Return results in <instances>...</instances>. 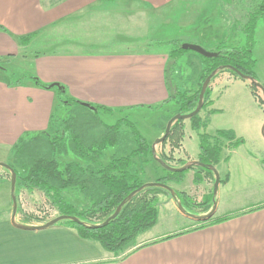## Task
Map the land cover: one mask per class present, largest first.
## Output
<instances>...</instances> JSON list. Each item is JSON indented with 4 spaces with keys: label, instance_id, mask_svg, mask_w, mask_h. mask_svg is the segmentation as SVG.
Returning a JSON list of instances; mask_svg holds the SVG:
<instances>
[{
    "label": "crops",
    "instance_id": "crops-1",
    "mask_svg": "<svg viewBox=\"0 0 264 264\" xmlns=\"http://www.w3.org/2000/svg\"><path fill=\"white\" fill-rule=\"evenodd\" d=\"M231 1L0 0V162H7L12 157L13 149L20 141L36 142V138L49 132L59 104L56 90L39 87L31 79L34 76L15 70L18 62L31 58L35 77L42 83L62 85L66 98L104 108L108 111L104 112L106 115L116 116L123 112L138 117L143 112L164 109L169 112V117L173 103L168 102L166 63L170 49L166 44L178 41L198 45L204 41L216 49L231 35H239L238 31L235 32V22L228 15ZM103 10L118 19L125 16L132 22V28L128 27L130 34L124 35L131 41L107 38L99 43L111 47L99 52L79 50L80 43L75 45L65 38L51 45L55 47L53 50L28 53L38 39L44 36L54 39L52 36L58 30L62 33L70 27H78L81 21ZM257 30L259 34L264 33L261 22ZM30 35L35 37L28 45H23L20 38ZM231 37L233 43L242 46L238 36ZM183 60L188 66L187 73L196 69L191 86L195 90L202 71L200 57L187 53L180 58ZM258 71L255 74L264 86V77ZM8 72L20 78L11 81ZM249 85L248 81L229 72H219L209 86L211 104L207 108L208 114L220 111L215 108L216 91L222 95L229 88L238 87L246 92ZM257 95L264 100L260 89ZM212 116L206 128L210 133L207 134L215 136L218 131H232L236 139H241L233 130L211 129ZM261 124L258 129L261 128V133L254 135L261 136L264 146V124ZM165 129L166 125L163 130L154 131L152 144L163 137ZM231 143L226 142L222 150L224 157L230 158L238 152L240 147L232 149ZM181 145L180 160L185 159L186 164L198 161L199 137L195 131L187 129ZM156 148L157 156L168 155L171 151L175 156L179 152L169 142ZM257 169L264 174V165ZM190 174L193 180L194 173ZM7 178L5 171L0 172L1 189L4 190V197L0 199V264H264L263 200L247 202L246 206L219 216L216 213L218 217L236 212L241 215L197 229L199 222L189 215L203 216L211 209L201 214L186 206L184 213L178 206L181 201L172 197L158 210V220L152 229L140 234L125 251L114 253L97 241L80 237L76 229L66 225L34 231L15 227L12 223L11 181ZM232 179L230 173L228 181L220 183L219 188L227 189ZM182 185H175V190L189 191L196 187L194 184L189 185L191 188ZM251 209L254 210L249 212Z\"/></svg>",
    "mask_w": 264,
    "mask_h": 264
},
{
    "label": "trees",
    "instance_id": "trees-1",
    "mask_svg": "<svg viewBox=\"0 0 264 264\" xmlns=\"http://www.w3.org/2000/svg\"><path fill=\"white\" fill-rule=\"evenodd\" d=\"M228 15L230 20L237 24L238 32L247 39V45L245 44L243 47H231L225 43H221L215 51H212L217 55L216 57L205 58L199 55L202 71L199 76L198 89L195 92L188 89L180 90L175 85H171L172 82L169 80L171 72L176 68L178 60L189 51L183 50L182 46L184 44L178 41H172L166 44L170 49L166 63V83L170 96L168 102L175 103L178 106V111L175 115H186L196 110L202 85L207 77L216 70H220L219 72H229L239 78V76L230 69L234 68L242 75L253 78L258 82L254 72L255 61L252 59V47L255 28L259 22H264V0H232L229 5ZM34 37L35 35L22 37L20 38V42L23 45H28ZM31 79L39 87L47 90H56L59 103L63 106L84 108L88 111H94L96 114L101 111L108 112L104 108L66 98V91L62 85H46L36 77H32ZM249 86L251 90H253L252 93L254 96L258 97L257 92L259 89L252 84ZM210 96L211 91L210 88H208L201 112L210 106ZM215 112L216 111L210 112L205 119H202L199 113L189 120L193 130L202 131V133L198 134L200 150L198 161L206 166H196L182 173H173L164 169L159 164L163 168L165 176L160 178L157 182L165 185H168L170 182L180 183L184 175L190 170L196 171L195 173L199 177L206 175L215 178V173L211 167L216 168L220 162V156L224 148L222 140L224 139L232 142V149H236L243 144L242 139H236L232 131H218L215 136H211L205 132L210 122V116ZM184 122L185 121L178 120L173 123L170 134L163 144L169 142L172 147L177 148L185 137ZM57 123H59L58 125L61 126V128L54 139H50L48 132L36 138V140H38L45 137L52 156L50 154L43 158H35L34 149L30 147L34 144V140L29 142L22 140L13 149L15 153L25 150V152H30L32 155L30 162L25 165L22 163V169L24 170L23 174H21L17 168L10 165L17 174L14 192L18 203L17 214L21 212L18 202V196H20L21 192L27 191L32 193L33 191H41L47 202L57 210L59 213L58 216H74L89 226L94 225L89 222L90 218L107 216V220L115 213L117 207L127 199L129 195L143 186L140 176L135 170V159H147L151 157L155 160L152 153L153 144L146 141L138 131H136L132 124H127L132 134L133 149L129 153L121 156L116 154L115 156H111L109 163L104 164L102 162L104 155L109 150L115 149L118 145L120 137L119 126L123 123L106 127V134L101 137V140L90 146H84L79 137L73 134V123L69 120L57 122L56 116L52 117L50 131L53 130V126H56ZM68 141L72 143L76 156L86 162V166L83 167L78 162H72L66 164L63 168L61 167L57 154L66 149ZM159 159L167 165L170 164L167 156L159 157ZM185 165L186 164L181 165V167L178 168H182ZM4 170L6 175L11 178L10 171L5 168ZM197 176L196 181L199 183L200 179L197 178ZM227 181L228 177L225 180H221L220 183H226ZM94 183L100 185L105 191L97 197H93L92 195L93 198H91L92 201L88 209L78 211L72 204L66 201L63 195L64 190L80 187L81 190L88 191L89 186ZM159 194L172 196L166 189L147 187L137 193L132 200L123 207L120 214L103 228L92 229L86 226H80L72 221H61L56 225H66L76 229L80 237L99 242L107 251L114 253L123 252L135 243L136 238L140 234L152 229L156 225L159 208L157 196ZM176 196L180 200L186 198L185 193L176 192ZM261 207L262 206L255 209ZM253 210L254 209H251L249 212ZM238 215H241V213H230L223 217L214 216L206 222H199L197 229L219 224Z\"/></svg>",
    "mask_w": 264,
    "mask_h": 264
},
{
    "label": "rangeland",
    "instance_id": "rangeland-1",
    "mask_svg": "<svg viewBox=\"0 0 264 264\" xmlns=\"http://www.w3.org/2000/svg\"><path fill=\"white\" fill-rule=\"evenodd\" d=\"M110 16L113 18H110ZM118 18L119 17L112 16L107 13V11L103 10L99 14L96 13L94 16L92 15L88 20L86 19L85 21H81L78 27L77 25L70 27L67 30H64V33H61L62 30H58L56 34L52 36L54 39H50L48 36H44L38 39L35 44L30 47L28 53L33 54L36 51L45 52L44 50H53L55 49V47H51V45H55V42H60L62 40H65V38H68L70 40L69 42H72L75 45L77 44V42L80 43L81 48H79V50H99V52L100 50L104 51L106 50V48L111 47H104L107 45L99 43L100 41H104L107 38H114V41L118 39V41L120 42L131 41L130 39L124 37V35L130 34V32L128 31V27L130 29L132 28V22L129 20L127 21L125 16L120 19ZM117 19L119 23L117 22ZM137 19L139 18L137 17L136 20ZM261 23L262 25H264L263 22ZM257 28L258 25L256 26L255 32L253 34L254 43L252 47V59L255 61L254 72L256 73L258 69L260 76L264 77V33L260 32L259 34ZM236 31L238 30L237 24L235 23V32ZM233 32L234 31H232L231 33ZM137 33H140V31L138 30ZM119 35L121 36L119 37ZM231 36H233V38L235 36L239 37L238 39L242 45L241 47H243L245 44L247 45V39L244 38L242 34L239 33V35ZM231 36L225 44L232 47L238 46L232 42L234 39H232ZM92 44L93 47H90V45ZM198 46L209 52H212V50L214 49V46H210L204 41L199 43ZM69 47L74 48L71 46ZM215 50L216 49H214V51ZM188 53H192L193 55L199 57V55L195 52L189 51ZM184 63V60H178L176 68L170 74L169 80L170 82H172V86L175 85L180 90L188 89L192 92H195L198 88L194 90L191 88V86L194 83V74L196 72V69L193 70L192 73H187L186 68H188V66ZM17 64L18 66L14 68L16 71L21 72L20 74H30V76H36L34 73V66L32 64L31 58L25 61L22 60ZM9 74L10 73L8 72V78L11 81H15L20 78ZM21 78L26 79L27 77ZM261 85L264 88L263 84ZM232 89V87L229 88L222 95L219 94L218 91L215 92V108L220 111L213 114L210 124L211 129L226 128L228 130H233L238 134V137H241L243 141V144L239 146L240 148L238 147V152H236L235 155H232L230 158L224 157L223 155L225 153L222 152L220 156V162L216 166L221 180H225L230 173L233 174V179L227 186V189L223 188L222 186L221 189H218L217 194L214 195L213 187L215 178L210 176L208 177L206 175L199 177L196 175V171L193 170L187 172L184 175L182 182L180 183L183 184L182 187L184 188L187 186L191 188V186L194 184L196 186L195 189L193 188V190L190 189L189 191H177L175 190L174 186L180 183L170 182L168 184V186H170L175 192L186 194V198L181 200L179 198L178 199L181 201V204L184 208L186 206H189L191 209H188L196 213L205 214L210 211V209L212 210L215 198V202L217 204L216 213H218V216L223 213H229L240 207L246 206L244 204H246L247 202L259 203L262 200L264 201V174L257 169L261 168L262 165H264V160H262V158H264V146L263 140H261V136L260 138H257L254 135L258 132L261 133V128L260 131H258V129L261 123L262 126L264 124V100L262 98L254 96V94L252 93L253 90H251V88L249 87H246V92L238 87L234 88L233 90ZM172 107L173 111L170 112L169 117L167 115L169 112L166 113L164 109L149 113L143 112L142 116L137 117L133 116L132 114L123 112L117 114L116 116L106 115L102 111L96 114L94 111H88L84 108L66 107L59 103L55 114L57 122L69 120L73 123V134L79 137L81 143L84 146H90L94 143L99 142V140H101V137L106 134V127H111L117 125L118 123H123L119 126L120 137L117 147L113 150H109L104 155V158L102 160L104 164H107L109 163L111 156H115V154L121 156L129 153L133 149L134 144L132 140V134L130 129L127 127V124H132L136 131H138V133L146 141L152 143L154 142V138L152 137L154 131L163 130L165 128V125L167 126L168 120L171 117L173 118L177 113L178 106L173 103ZM200 116L202 119L208 117V110L205 108L200 113ZM58 124L59 123H57L56 126H53V130L48 132L50 139H54L57 132L61 128V126H59ZM183 125L184 134H186L187 129H192L190 121H185ZM253 126L255 127V130H253ZM207 129H205L206 133L209 132V130ZM195 132L197 134L202 133V131ZM226 142L227 140H222L223 147L226 146ZM232 144L233 143L229 144V146L231 147ZM30 147L34 149L35 158H43L51 154L45 137L40 138ZM181 147L182 145L180 143L177 146V150H179L180 153L176 152L175 156L172 151L168 155L158 156H167L170 161V166L175 168L181 167V165H184L187 162L185 159L184 160L186 162L184 160H180L181 157H179V155L182 154ZM191 154H193L192 151ZM31 156V153L25 152V150H21L18 153H15V151H13L12 157H10L7 162L4 161L0 163L9 166L12 165L17 168L21 174H23L24 170L22 169V163L23 165H25L30 162L32 158ZM57 158L62 168L66 164L72 162H78L83 167L86 166V162L76 156L73 150L72 143L69 141L66 144V149L63 150V152L57 154ZM135 162V170L138 172L143 185L155 183L160 178H163L165 176L163 168L151 157H148L147 159L137 158L135 159ZM3 171H5L4 168L0 167V172ZM191 171L194 173L193 180L190 176V173H192ZM196 176L200 179L199 183L196 181ZM7 179L9 180V182L11 181V178ZM104 191L105 190L100 185L94 183L89 186L88 191H83L80 187L68 188L63 191V195L71 202L69 203L72 204L76 210L83 211L90 207L92 201L91 198L101 195ZM3 197L4 190L1 189L0 183V199H3ZM208 197L209 200L207 199ZM157 199L159 201L160 207L158 210L160 211L166 201L172 200V196L167 194H159L157 196ZM18 202L21 211L16 216L18 223L34 226L37 224H46L59 217V213L57 212V210L47 202L44 194L41 191H33L32 193L23 191L21 192L20 196H18ZM165 209L168 210V208ZM165 209H163L164 212ZM106 218L107 216L90 218L89 222L94 224L91 226L101 225L106 220Z\"/></svg>",
    "mask_w": 264,
    "mask_h": 264
},
{
    "label": "water",
    "instance_id": "water-1",
    "mask_svg": "<svg viewBox=\"0 0 264 264\" xmlns=\"http://www.w3.org/2000/svg\"><path fill=\"white\" fill-rule=\"evenodd\" d=\"M183 50L185 51H192V52H195L197 53L198 55L202 56V57H205V58H213V57H216L217 55L213 52H209L205 49H203L202 47L198 46V45H192V44H184L182 46ZM231 70H233L238 76L239 78H241L242 80H245V81H248L250 84L254 85L255 87H257L258 89H260L262 92H263V96H264V88L262 87V85L255 81L253 78H249V77H246L244 75H242L238 70L234 69V68H230ZM220 70H216L214 72H212L208 77L207 79L204 81L203 85H202V88H201V91H200V95H199V102H198V105H197V108L195 111H193L192 113L190 114H186V115H181V114H178V115H175L167 124L166 126V129H165V132H164V135L163 137L158 140L156 143H154L152 145V153H153V157L155 159V161H157L164 169L170 171V172H173V173H182L192 167H196V166H206L202 163H200L199 161H194L190 164H186L184 167L182 168H174V167H171L169 165H167L165 162H163L161 159H159V157H157L156 155V152H155V148L157 145H160V144H163L166 140V138L168 137V135L170 134V130H171V127L173 125L174 122L178 121V120H182V121H189L192 117L196 116L197 114H199L204 106V97H205V94H206V91L207 89L209 88L212 80L215 78V76L219 73ZM0 167L2 168H5L7 170L10 171V174H11V191H12V200H13V216H12V223L15 227L17 228H20V229H23V230H30V231H34V230H43V229H48L50 227H54L56 224H58L59 222L61 221H72L74 222L75 224H78L80 226H86V227H89V228H92V229H96V228H103V227H106L112 220H114L119 214L120 212L122 211L123 207L129 202L132 200V198L137 194L139 193L140 191L144 190L145 188L149 187V188H152V187H158V188H163V189H166L168 190L172 197L174 199L177 198L176 196V192L168 185H165V184H162V183H159V182H155V183H149V184H146V185H143L141 188L137 189L136 191H134L131 195H129L127 197V199H125L116 209L115 213L109 217L104 223H102L101 225H95V226H89V225H86L84 222L80 221L77 217H74V216H59L58 218L42 225V226H24V225H19L17 222H16V216H17V210H18V203H17V199H16V196L14 195V192H15V188H16V181H17V174L16 172L14 171L13 168H11L9 165H6V164H2L0 163ZM211 169L214 171L215 173V183H214V195L217 194L218 192V188H219V185H220V182H221V179H220V176H219V173L218 171L216 170V168L214 167H211ZM179 205V208L181 209V211H183L184 213L185 212V209L184 207L182 206V204L179 202L178 203ZM217 212V204L215 202V199H214V205H213V208L212 210L206 214V215H203V216H194V215H189L191 218H193L195 221L197 222H206L208 220H210L211 218H213L215 216Z\"/></svg>",
    "mask_w": 264,
    "mask_h": 264
}]
</instances>
